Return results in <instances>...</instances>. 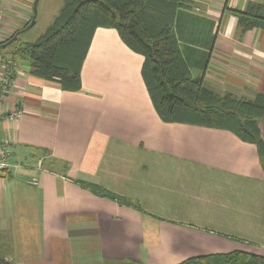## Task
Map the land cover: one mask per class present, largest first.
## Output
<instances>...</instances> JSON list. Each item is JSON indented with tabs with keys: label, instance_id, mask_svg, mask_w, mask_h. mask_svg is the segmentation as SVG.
<instances>
[{
	"label": "crops",
	"instance_id": "0c3cea01",
	"mask_svg": "<svg viewBox=\"0 0 264 264\" xmlns=\"http://www.w3.org/2000/svg\"><path fill=\"white\" fill-rule=\"evenodd\" d=\"M190 2L177 11L175 30L192 76L254 98L264 90V30L243 32L229 8L264 0ZM33 4L0 0V41L24 29ZM9 58L16 70L0 105L10 163L0 171V256L15 264L264 256L258 146L228 129L162 120L144 57L116 29L95 30L77 91L32 75L30 62L11 52L0 55V72ZM14 111L21 114L13 119ZM258 124L264 141V117Z\"/></svg>",
	"mask_w": 264,
	"mask_h": 264
},
{
	"label": "trees",
	"instance_id": "16d2710c",
	"mask_svg": "<svg viewBox=\"0 0 264 264\" xmlns=\"http://www.w3.org/2000/svg\"><path fill=\"white\" fill-rule=\"evenodd\" d=\"M189 6L190 0H65L46 32L35 41L18 44L11 55L28 60L32 75L58 82L64 90L77 91L82 88V65L95 30L114 28L130 49L144 57L142 76L162 120L231 130L256 144L263 161L264 141L258 122L264 117V90L246 99L230 91L219 93L192 76L175 30L177 11ZM229 9L243 32L264 30V3L249 2L244 10ZM17 33L0 41V47L15 42ZM80 184L100 190L83 181ZM0 264L15 263L0 256ZM177 264H264V256L234 250L192 256Z\"/></svg>",
	"mask_w": 264,
	"mask_h": 264
},
{
	"label": "rangeland",
	"instance_id": "374dc122",
	"mask_svg": "<svg viewBox=\"0 0 264 264\" xmlns=\"http://www.w3.org/2000/svg\"><path fill=\"white\" fill-rule=\"evenodd\" d=\"M65 0H39L37 5L36 23L25 29L20 37L11 45L0 47V55L11 52L18 44L28 41H35L43 35L47 28L53 24L59 14ZM108 264H130L128 259L124 261H109Z\"/></svg>",
	"mask_w": 264,
	"mask_h": 264
},
{
	"label": "built area",
	"instance_id": "2783aa9c",
	"mask_svg": "<svg viewBox=\"0 0 264 264\" xmlns=\"http://www.w3.org/2000/svg\"><path fill=\"white\" fill-rule=\"evenodd\" d=\"M15 67V68H14ZM16 70L15 64L11 58L4 62L2 72H0V105L5 101L6 97L10 94L13 85V75ZM21 114V111H14L9 115L11 118H17ZM9 151L7 150L6 142L0 141V171H5L9 168L10 163L8 161ZM36 182V181H35Z\"/></svg>",
	"mask_w": 264,
	"mask_h": 264
},
{
	"label": "water",
	"instance_id": "95a60500",
	"mask_svg": "<svg viewBox=\"0 0 264 264\" xmlns=\"http://www.w3.org/2000/svg\"><path fill=\"white\" fill-rule=\"evenodd\" d=\"M38 1L39 0H34V4H33V16H32V19H31V23L27 27H25L24 29H22L21 32H23L25 29L33 26L36 23ZM21 32H18L17 34H19Z\"/></svg>",
	"mask_w": 264,
	"mask_h": 264
}]
</instances>
